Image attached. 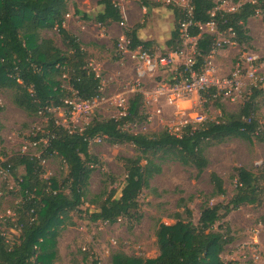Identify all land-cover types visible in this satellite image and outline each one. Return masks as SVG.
Instances as JSON below:
<instances>
[{"label": "trees", "instance_id": "1", "mask_svg": "<svg viewBox=\"0 0 264 264\" xmlns=\"http://www.w3.org/2000/svg\"><path fill=\"white\" fill-rule=\"evenodd\" d=\"M67 1L0 0V90L10 91L13 104L29 117L41 115L47 120L43 131H36L29 137L34 142L46 139L45 144L39 143L41 153L38 157L19 154L1 162L2 166H8L17 182L21 200L13 209L15 221L8 223L10 228L18 231L16 237L8 240L0 230V264H53L57 238L64 224L72 225V212L90 223L114 224L119 219L138 221V196L148 187L150 178L161 172V162L165 160L194 166L200 173L208 165L204 152L213 142L230 137L251 141L254 136L264 142V133L254 117L255 99L264 96V90L254 88L238 113L231 114L226 120L205 121L197 127L184 125L181 134L167 129L152 135L124 130L122 125L133 121L137 114L140 93H135L125 114L118 118H93L81 129L58 124L51 109L70 111L71 99L89 102L102 96L101 79L87 61L88 54L79 39L63 25L68 14ZM141 2L145 7L149 5L147 0ZM98 3L104 6L102 13L92 19L84 14L81 19L104 26L123 22L113 0H98ZM190 5L194 24L214 22L218 32L227 33L228 39L239 46L247 45L251 40L246 28L249 17L259 11L264 22V0L240 4L235 12L216 10L213 14V0H190ZM168 6L175 20L171 36L164 44L167 51H174L182 46L177 23L181 14L177 7ZM74 13L79 11L75 9ZM142 26L137 24L123 31L129 40L128 47L130 50L140 47L153 53L152 42L141 41L137 36ZM43 29L56 30L66 49L57 47L52 39L42 38L40 30ZM189 35L198 36L196 51L198 62L202 64L216 35L202 33L197 26L190 27ZM226 46L223 44L220 48ZM121 55L117 49L114 60H119ZM95 138H102L110 144H131L137 153L122 158L125 179L121 189L105 188L89 199V204L95 205L90 211L82 210L81 205L86 199L89 177L98 164V159L89 152V145ZM53 155L60 156L66 166L67 172L60 180L54 176H41V161ZM18 167L23 168V173L16 172ZM262 175H255L243 166L234 167L229 177L234 185L232 197L226 203L210 204L213 197L225 193L222 178L211 172L212 191L203 196L196 224L191 220V209L181 199L184 217L175 213L174 223H160L158 226L156 242L160 253L156 257L141 258L117 251L112 255L111 264H233L220 257L225 246L233 241L227 222L220 223L217 231L212 228L240 206L260 202L264 192V184H259ZM90 264L98 262L93 259Z\"/></svg>", "mask_w": 264, "mask_h": 264}, {"label": "rangeland", "instance_id": "2", "mask_svg": "<svg viewBox=\"0 0 264 264\" xmlns=\"http://www.w3.org/2000/svg\"><path fill=\"white\" fill-rule=\"evenodd\" d=\"M94 1L90 0L91 3ZM114 1L120 8L122 18L132 23L130 27L148 23L153 15L152 8L171 9L168 6L170 3L166 0H147L149 5L145 12H143L142 0ZM233 1L240 5L254 0ZM85 3L87 0H84ZM74 5L72 0L67 1L68 15H65L64 27L79 39L88 54L87 61L101 79L102 96L88 102V112L80 110L73 114L71 110L67 111L63 108L51 109V111L58 124L70 129H81L93 118L98 120L118 118L125 114L129 100L135 95L128 89L131 88L129 84L135 77L136 65L128 54L121 53V58L114 60L120 23H117L116 29L111 30L112 38L108 41V38L96 31L92 21L80 19V9L77 8L78 14L74 13L76 9ZM261 15L257 11L247 21L246 28L251 37L247 45L239 46L233 42L215 50L211 61L219 77H225L232 71L235 60L243 50H250L264 57V22ZM123 23L124 26L120 27L124 31L129 27L126 26L124 19ZM97 27L101 29L100 26ZM169 29L164 20L161 33H166ZM40 36L52 39L57 47L66 49L64 40L56 30H40ZM221 37L228 39L229 35L223 33ZM92 43L97 47L91 45ZM166 52L168 51L165 44L164 48L153 47L155 54ZM162 70L165 71L159 69L161 74L157 72L141 85L143 89L140 93L141 104L133 117L134 120L122 125L124 130L152 135L167 129L171 133L181 134L187 123L197 127L205 121L226 120L231 114L238 113L249 95V91L244 90L240 97L235 99L201 97L197 100L191 96L169 103L165 97L157 95L154 91L157 80L166 81L167 73L166 71L163 73ZM117 97H122L120 106L115 102ZM71 101L79 103L76 99ZM255 105L254 117L259 123L260 131L264 133V96L259 95L255 99ZM0 106L2 107L0 163L6 161L8 157L15 158L19 154L38 157L41 153V144L33 145L34 141L29 137L36 131L45 129L46 118L41 115L29 117L13 104L11 93L7 90H0ZM140 115L144 118L140 119ZM200 116L203 117L201 121L198 120ZM89 152L98 159V164L89 177L88 192L81 209L93 211L95 205L89 204V199L100 194L105 188L109 190L116 187L119 191L125 179L122 158L135 156L137 152L131 144H110L102 138L92 140ZM204 154L208 165L200 173L194 166L183 165L178 161L161 162V172L150 178L148 187L138 196L136 211L140 217L138 221L119 219L114 224L90 223L79 217L78 213H70L72 225L64 224L65 226L63 225L60 230L53 264H90L93 259H96L98 264H111L112 255L117 251L141 258L156 257L160 253L156 242L158 226L160 223H174L175 213L184 217L183 208L180 206L181 199H184L183 203L192 211V222L197 223L203 196L209 195L212 191L209 179L211 172L222 178L225 193L213 197L210 204L226 203L232 197L234 185L229 177L234 167L243 166L255 175L263 174L259 178V184H264V142L258 137H252L251 141L230 137L222 142H213L206 148ZM154 161L157 162L155 159ZM256 162L259 164L255 165ZM41 165L43 178L54 176L60 180L67 172L60 156L53 155L42 160ZM16 172L23 173V168L18 167ZM18 189V184L11 174L0 180V230L8 240H13L18 234V231L10 228L8 224L16 219L13 209L21 200ZM222 222H227L233 241L225 246L220 254L221 259L224 262L232 261L233 264H264V192L259 203L240 206L214 224L212 230L217 231L218 225Z\"/></svg>", "mask_w": 264, "mask_h": 264}, {"label": "built area", "instance_id": "3", "mask_svg": "<svg viewBox=\"0 0 264 264\" xmlns=\"http://www.w3.org/2000/svg\"><path fill=\"white\" fill-rule=\"evenodd\" d=\"M172 6L177 7L181 16L178 19V31L182 40V46L178 50L168 51L166 53H150L140 47L130 50L129 40L123 34L118 39L117 49L122 54H128L136 63L135 77L132 79L128 91L132 93H141L144 81L152 78L159 69H165L167 73L166 81L157 80L155 83V93L166 98L169 103L183 97H195L199 100L201 97L223 99H235L240 97L244 90L258 89L264 90V57L248 50H243L235 60L232 71L225 77H219L211 61L212 55L223 44L233 43L229 39L221 37V33L215 28L214 22L205 24L192 21V7L190 0H166ZM216 10L235 12L239 4L233 0H213ZM68 15V14H67ZM124 25L123 22L120 23ZM197 26L200 31L208 34H215L216 38L209 54L199 64L196 51V41L198 36H190V27ZM230 31V29H228ZM230 35H234L230 32ZM98 76V74H97ZM122 97H117L115 102L120 106ZM72 105L71 113L75 111L88 112V101H69ZM81 108V109H80ZM203 117H199L201 121ZM249 118L247 119V121ZM188 124V123H187ZM46 143V139H40L33 142V145ZM259 163L256 162L255 165ZM10 175L8 166L4 167L0 163V180Z\"/></svg>", "mask_w": 264, "mask_h": 264}, {"label": "crops", "instance_id": "4", "mask_svg": "<svg viewBox=\"0 0 264 264\" xmlns=\"http://www.w3.org/2000/svg\"><path fill=\"white\" fill-rule=\"evenodd\" d=\"M72 1H73V3H75L74 9L75 8L76 9L78 8V10L80 9V12H81L80 15L81 16H83L85 14L91 19L94 18L95 16H97L99 13H102L104 10V6L102 4H99L98 0H95L93 3H91L90 0H87V3H85V4H84V0H72ZM82 8L84 9V11H82ZM85 8H86V10H85ZM143 8H144L143 12H145L146 7L143 6ZM119 10H120V8H119ZM151 10L153 12L151 20L148 23L143 24V26L141 28H139V30L137 31V36L141 41H151L153 44V47L164 48L165 41L170 38L171 32L173 31L174 13L169 8H165V9L164 8H152ZM82 12H84V14ZM121 12H122V10H121ZM81 16H80V19H81ZM67 18H69V17H67ZM123 19L126 22V26L130 27L132 25V23L127 21V19H125L124 17H123ZM164 20H165L166 26L170 27V29L166 33L162 34L161 33V27H162ZM87 21H89V20H87ZM63 25H64V23H63ZM93 25L96 28V31H99L102 36H104L105 38H108L107 39L108 41L110 38H112V36L110 35L111 30L116 29L118 27L117 23H111L110 25H107V26L95 24V23ZM97 25L100 26L101 29H99L97 27ZM120 26H119L120 31L117 35V42H118V39L124 34L123 30ZM169 33H170V35H169ZM91 45H94L97 47V45H95L93 43ZM135 65H136V63H135ZM157 72H159L161 74L160 71H157ZM162 72L164 73L165 71L162 70Z\"/></svg>", "mask_w": 264, "mask_h": 264}]
</instances>
